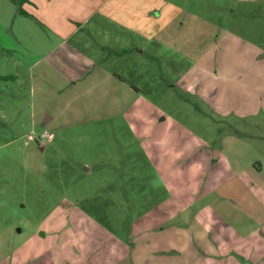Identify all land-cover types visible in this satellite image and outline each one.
<instances>
[{"label": "rangeland", "instance_id": "374dc122", "mask_svg": "<svg viewBox=\"0 0 264 264\" xmlns=\"http://www.w3.org/2000/svg\"><path fill=\"white\" fill-rule=\"evenodd\" d=\"M163 2L0 0V264H264V0Z\"/></svg>", "mask_w": 264, "mask_h": 264}, {"label": "crops", "instance_id": "0c3cea01", "mask_svg": "<svg viewBox=\"0 0 264 264\" xmlns=\"http://www.w3.org/2000/svg\"><path fill=\"white\" fill-rule=\"evenodd\" d=\"M41 2H43L42 7H40ZM24 5L33 8L35 15L38 12L37 16H34L28 9H25L29 13V15L25 16L35 17L45 28L50 29L49 26L56 27L55 24L59 25V27L64 26V34L71 31L75 25L78 27L95 13H102V11L112 19L119 18L120 22L125 24V27L128 26L127 17L130 13H135L136 11L153 17L155 21L157 19V26H161L158 23V19L162 12L166 10L163 0H27L22 4V6ZM41 10H43V18L41 17L40 20L39 11ZM56 19L57 21H55ZM50 20L54 23H51ZM153 26L156 27L155 22ZM53 31V33L62 32L59 28ZM251 171L255 173L254 175L262 174L264 163L262 161L253 163Z\"/></svg>", "mask_w": 264, "mask_h": 264}, {"label": "trees", "instance_id": "16d2710c", "mask_svg": "<svg viewBox=\"0 0 264 264\" xmlns=\"http://www.w3.org/2000/svg\"><path fill=\"white\" fill-rule=\"evenodd\" d=\"M17 6V12L22 15H29V13L22 7V4L27 0H12Z\"/></svg>", "mask_w": 264, "mask_h": 264}, {"label": "built area", "instance_id": "2783aa9c", "mask_svg": "<svg viewBox=\"0 0 264 264\" xmlns=\"http://www.w3.org/2000/svg\"><path fill=\"white\" fill-rule=\"evenodd\" d=\"M46 136V134H42V137Z\"/></svg>", "mask_w": 264, "mask_h": 264}]
</instances>
